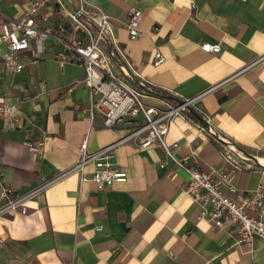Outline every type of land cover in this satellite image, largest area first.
I'll return each instance as SVG.
<instances>
[{"label": "crops", "instance_id": "1", "mask_svg": "<svg viewBox=\"0 0 264 264\" xmlns=\"http://www.w3.org/2000/svg\"><path fill=\"white\" fill-rule=\"evenodd\" d=\"M11 1L8 11L0 5L9 15L21 14L28 2ZM62 1L66 10L47 0L43 26L70 38L67 11L77 0ZM87 1L88 9L95 6L110 16L113 39H102L101 46L115 62L121 60L118 46L149 84L169 95L200 94L195 112L264 159V0ZM131 7L142 12V35L136 39L124 25ZM203 41L220 43V52H205ZM67 53L50 36L42 54L22 53L20 73L0 71V95L33 120L28 128H13L0 117V174L16 192L73 164L87 131L91 152L129 130L121 123L104 127L98 112L91 118L90 88L80 81L83 65ZM185 114L166 135L173 158L187 154L205 173L222 169L225 183L243 192L264 185V170L232 168L214 139L194 123L198 118ZM27 136L43 141L41 156L24 143ZM114 155L127 172L125 181L99 190L72 173L32 197L27 213L1 215L0 264H264V240L257 238L252 247L237 244L226 218L202 214L203 207L185 191V170L160 145L123 143ZM93 169L89 162L84 173L90 176Z\"/></svg>", "mask_w": 264, "mask_h": 264}, {"label": "built area", "instance_id": "2", "mask_svg": "<svg viewBox=\"0 0 264 264\" xmlns=\"http://www.w3.org/2000/svg\"><path fill=\"white\" fill-rule=\"evenodd\" d=\"M46 2L28 0L25 10L19 15H9L0 7V71L20 73L25 65L22 53L30 50L33 55L42 54L45 39L53 36L64 46L70 58L78 59L83 65L84 77L80 81L90 88L91 118L98 112L104 127L117 128L121 123L127 125L129 130L117 141L91 152L87 151V131L79 147V157L73 164L24 192H16L0 174V216L15 212L27 213V202L32 197L49 184L72 173H79L81 181L92 180L99 190L108 188L114 182L125 181L127 172L117 165L114 155V148L119 144L128 143L137 148H145L156 143L173 158L166 141L170 125L176 118H186L187 108L199 111L196 102L200 94L188 98L173 93L171 95L175 98L161 96L143 85L149 83L137 76L122 49L116 46L121 59L117 62L111 54L104 52L101 41L107 37L112 38V32L110 16L102 9L94 6L90 10L87 0H77L73 10L67 11L72 36L66 38L62 34H53L49 27L43 26L49 16L41 12ZM53 2L58 8L66 10L62 0ZM141 19V10L134 7L128 9L124 25L131 39L142 35ZM200 48L205 52L217 53L221 50V44L203 41ZM61 56L65 58L66 54ZM159 56L160 52L156 51L155 57ZM19 113L16 104L7 102L0 95V117L6 118L7 125L13 128L30 127L33 124L32 117ZM205 120L206 124L194 123L214 139L227 164L232 168L242 166L264 170V159L222 136L208 118ZM24 143L37 155L43 154L42 140L35 142L27 136ZM173 146H177V143L174 142ZM173 160L185 170L188 176L185 191L203 207L202 214H207L209 218H226L231 224L237 244L244 243L252 247L257 238L264 240V185L259 184L251 192H243L233 184L225 183L226 174L222 169H212L205 173L187 154ZM89 162L93 163L94 169L87 176L84 168ZM162 166L163 162L160 163ZM206 203H209V208L204 207ZM101 228V225L96 226V229Z\"/></svg>", "mask_w": 264, "mask_h": 264}, {"label": "trees", "instance_id": "3", "mask_svg": "<svg viewBox=\"0 0 264 264\" xmlns=\"http://www.w3.org/2000/svg\"><path fill=\"white\" fill-rule=\"evenodd\" d=\"M88 22V21H87ZM91 26L93 25L91 22H88ZM147 89L151 90L152 92H155L157 94H160L161 96H164V97H168V98H173L171 95H169L166 91H163L153 85H150V84H143ZM186 111L188 112V114L192 117V118H195L196 119V112L191 109V108H187Z\"/></svg>", "mask_w": 264, "mask_h": 264}, {"label": "rangeland", "instance_id": "4", "mask_svg": "<svg viewBox=\"0 0 264 264\" xmlns=\"http://www.w3.org/2000/svg\"><path fill=\"white\" fill-rule=\"evenodd\" d=\"M12 1L11 0H2V2H0V5L7 11H8V8H9V3H11ZM24 3V2H23ZM24 6V5H23ZM70 10V9H69ZM6 11V12H7ZM68 16V15H67ZM69 18V17H68Z\"/></svg>", "mask_w": 264, "mask_h": 264}, {"label": "water", "instance_id": "5", "mask_svg": "<svg viewBox=\"0 0 264 264\" xmlns=\"http://www.w3.org/2000/svg\"><path fill=\"white\" fill-rule=\"evenodd\" d=\"M196 117L198 118L199 122L202 124H206L205 118L201 117L200 115L196 114ZM251 156V155H250Z\"/></svg>", "mask_w": 264, "mask_h": 264}]
</instances>
